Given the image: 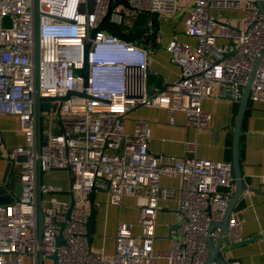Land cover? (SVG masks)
<instances>
[{
	"label": "built area",
	"instance_id": "obj_1",
	"mask_svg": "<svg viewBox=\"0 0 264 264\" xmlns=\"http://www.w3.org/2000/svg\"><path fill=\"white\" fill-rule=\"evenodd\" d=\"M116 1L0 0V115L17 118L24 142L9 153L25 157L19 198L0 204V264H38L39 256L44 261L53 254L57 264H158L162 259L166 264H203L207 238L218 236V229L208 228L225 213L234 183L230 163L198 158L195 141L184 142L183 156L162 160L148 150V122L137 120L133 133L127 134L122 117L138 106L156 107L165 111L170 124L180 111L187 126L207 129L211 114L202 109V101L215 87L218 98L239 102L259 56L249 100L264 102V15L256 0H189L184 32L195 38L196 45L176 37L169 40L166 50L179 76L149 94L146 48L102 27L91 37ZM124 1L129 9L147 16L148 28L153 16L174 13L179 6V0ZM259 1L264 10V0ZM118 6L106 19L126 35L134 17L117 12ZM212 10L243 15L221 23ZM36 23L40 96L74 93L51 103L50 111L60 104V127L40 134L39 139ZM218 39L227 43L220 44ZM53 170L67 171V188L40 181L41 174ZM163 176L179 177L178 189L161 186ZM97 189L106 191L109 205L119 206L124 196L145 199L139 214V240L132 234V224L119 222L109 257L87 244V194ZM69 191L74 194L71 209ZM176 192L178 227L170 248L155 250L159 202L170 200ZM64 194L67 199L56 197ZM240 231L239 215L231 212L224 235L229 242H239ZM60 232L64 243L58 246Z\"/></svg>",
	"mask_w": 264,
	"mask_h": 264
},
{
	"label": "crops",
	"instance_id": "obj_2",
	"mask_svg": "<svg viewBox=\"0 0 264 264\" xmlns=\"http://www.w3.org/2000/svg\"><path fill=\"white\" fill-rule=\"evenodd\" d=\"M191 6L189 0H179L176 12L153 16L151 28L145 25L139 28V19L145 14L134 16L136 33L134 43L148 50L146 86L149 94L162 89L166 84L174 82L179 76V68L170 62L166 46L172 37L190 46L196 45V40L184 32V20ZM230 10H212L211 14L221 23H226L235 17H227ZM242 13V12H241ZM243 15V14H242ZM242 17V16H241ZM239 19V18H235ZM115 26L106 19L102 28L107 31V26ZM240 27V21L236 22ZM132 27V30H133ZM218 43H227V40L218 39ZM216 88L213 87L211 95L202 101V109L211 114L210 126L204 130H195L185 123L183 112L174 114V123L170 124L162 108L138 106L128 111L122 117L125 133L132 134L137 120H146L151 128V138L148 141V150L151 154L166 160L169 156H183L185 154V141L197 143L196 156L207 160L231 161L232 140L228 134L232 131L239 108V102L218 98ZM42 115V114H41ZM42 123V120H41ZM51 124V122H50ZM51 127V126H50ZM60 124L51 130L58 131ZM42 126L40 133L44 134ZM24 138L18 130V121L12 115H0V185L12 169L15 184L19 183L22 171V162L17 161L12 168L7 158L10 148L22 145ZM239 160L243 181L247 187L242 197L237 201L233 210L239 215L241 223L240 236L242 242L224 253L225 264H264V102L248 101L244 111L239 139ZM13 157V156H11ZM67 173L65 170H53L49 174H41L39 179L44 183H51L67 188L69 182L61 181L60 175ZM163 187L178 189L179 177L163 176L160 179ZM234 183L231 192L234 190ZM10 191L14 198L13 193ZM58 199H67L64 195H56ZM9 201L8 195L0 196V204ZM95 218L91 234V250L109 257L114 251V237L119 222L132 224V234L139 240L140 208L145 204L142 197L124 196L119 206L107 203V194L103 189L93 192ZM160 209L156 216L155 225V250H167L171 246L172 238H168V231L176 223L178 207V193L170 200L159 202ZM89 210V205H87ZM175 233V231H174ZM259 236L257 238H254ZM227 240V237L224 238ZM225 244H223L224 246ZM43 264H52L47 259ZM158 264H166L160 260ZM216 264V263H211Z\"/></svg>",
	"mask_w": 264,
	"mask_h": 264
},
{
	"label": "water",
	"instance_id": "obj_3",
	"mask_svg": "<svg viewBox=\"0 0 264 264\" xmlns=\"http://www.w3.org/2000/svg\"><path fill=\"white\" fill-rule=\"evenodd\" d=\"M38 0H36L37 3ZM122 5L126 8H130L127 4L126 1L124 0H118L114 5H109L108 11L106 16L102 19L100 22L99 26L96 27L95 29L92 30L91 32V37L94 36V34L99 31L102 27L103 22L106 20L107 16L112 12V10L118 6ZM256 5L258 7V11L264 15V10L260 4L259 0H256ZM145 19H139L138 23H140L139 28L144 29L145 28ZM37 24L36 23V55H35V64H36V82H37V89H36V117H37V137L38 139L40 138V126H41V114L42 113H47L50 112V107L52 102H58L63 99H65L67 96L74 94L73 92H69L67 96L65 97H41L39 92H38V76H39V51H38V32H37ZM88 45H86V48ZM264 52V51H263ZM262 52V53H263ZM231 53L227 54L226 56L230 55ZM260 60V56L255 59L254 65L252 67V70L249 75L248 83L244 87L243 95L242 98L239 102V108L238 112L236 115L234 127L232 131L228 134V136L232 140V152H231V171L234 176V190L231 192L229 201L225 210V213L222 217V219L219 222H212L209 225V230L212 228L218 229V236L213 239V238H207L206 240V248H207V257L204 261L203 264H211V263H216V264H225V258H224V253L229 250L230 248L237 246L238 244L242 242H229V240H225V231L227 229V221L229 214L233 210L235 204L237 201L242 197L244 191H246L247 187L243 181L241 169H240V160H239V139H240V134H241V124H242V119L244 116V111L247 107L248 101H249V90H250V83L254 77L257 64ZM83 95V94H81ZM7 160L9 161L10 167L14 166V163L17 161L24 162L25 157L24 155L18 154L15 155L14 157H8ZM15 176L12 174V169L8 172V175L6 179L1 183L0 185V196L2 195H8L9 201L3 202L4 204H8L9 202H12L14 199L19 198L21 194V186L20 184H15ZM15 190L13 193L14 198H10L9 195H12L10 191ZM69 196H70V209L72 208L74 204V194L72 191H69ZM87 200H88V205H89V213L87 217V244L89 249H91V234H92V227H93V221L95 218V208H94V201H93V190L87 194ZM69 212L66 215V218H68ZM38 233L41 235V227H42V215L41 212H38ZM63 227V224H61V228ZM178 224H172L169 231H168V238H172L174 231L177 229ZM259 236H256L254 238H257ZM64 243V240L62 238L61 232L56 238V244L62 245ZM223 244H225L223 246ZM48 259L52 262V264H57V255L53 254L52 256L48 257ZM38 264H43L42 258L39 256L38 259Z\"/></svg>",
	"mask_w": 264,
	"mask_h": 264
},
{
	"label": "rangeland",
	"instance_id": "obj_4",
	"mask_svg": "<svg viewBox=\"0 0 264 264\" xmlns=\"http://www.w3.org/2000/svg\"><path fill=\"white\" fill-rule=\"evenodd\" d=\"M117 12L122 11L126 16H131L134 17L137 13L129 8H126L122 5H119L116 9ZM235 17V18H240L242 16V13L240 12H230L227 17ZM7 20H5V24H7ZM55 105V104H54ZM61 117V111H60V104L58 105V107L56 108V110H51L50 112L47 113H42L41 115V126H42V130L43 132L45 131H50L55 129V127L58 125L59 123V119ZM51 122V124H50ZM51 126V127H50ZM60 180L62 181H68V176L67 173H63V175H60Z\"/></svg>",
	"mask_w": 264,
	"mask_h": 264
},
{
	"label": "trees",
	"instance_id": "obj_5",
	"mask_svg": "<svg viewBox=\"0 0 264 264\" xmlns=\"http://www.w3.org/2000/svg\"><path fill=\"white\" fill-rule=\"evenodd\" d=\"M107 31L126 41H133L136 36V33L140 32L141 30H138L136 29V27H133V30H131L129 34L125 35L121 33V29L119 28V26L108 25Z\"/></svg>",
	"mask_w": 264,
	"mask_h": 264
}]
</instances>
